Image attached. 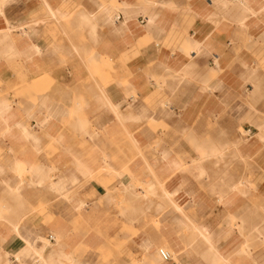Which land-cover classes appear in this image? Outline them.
Returning a JSON list of instances; mask_svg holds the SVG:
<instances>
[{
	"label": "crops",
	"instance_id": "0c3cea01",
	"mask_svg": "<svg viewBox=\"0 0 264 264\" xmlns=\"http://www.w3.org/2000/svg\"><path fill=\"white\" fill-rule=\"evenodd\" d=\"M0 264H264V0H0Z\"/></svg>",
	"mask_w": 264,
	"mask_h": 264
},
{
	"label": "built area",
	"instance_id": "2783aa9c",
	"mask_svg": "<svg viewBox=\"0 0 264 264\" xmlns=\"http://www.w3.org/2000/svg\"><path fill=\"white\" fill-rule=\"evenodd\" d=\"M50 239L54 241L53 237H50ZM159 253L164 262L172 261V255L168 251L160 250Z\"/></svg>",
	"mask_w": 264,
	"mask_h": 264
},
{
	"label": "rangeland",
	"instance_id": "374dc122",
	"mask_svg": "<svg viewBox=\"0 0 264 264\" xmlns=\"http://www.w3.org/2000/svg\"><path fill=\"white\" fill-rule=\"evenodd\" d=\"M160 250H164V251H167L166 249H159V252H160ZM159 255H160V253H159ZM161 257V256H160ZM162 259V258H161ZM163 260V259H162Z\"/></svg>",
	"mask_w": 264,
	"mask_h": 264
},
{
	"label": "bare ground",
	"instance_id": "6f19581e",
	"mask_svg": "<svg viewBox=\"0 0 264 264\" xmlns=\"http://www.w3.org/2000/svg\"><path fill=\"white\" fill-rule=\"evenodd\" d=\"M197 230H198V228H197ZM197 234H198V233H197ZM197 234H196V235H197ZM198 236H199V235H198ZM204 245H205V244H204ZM210 248H211V247H210Z\"/></svg>",
	"mask_w": 264,
	"mask_h": 264
}]
</instances>
